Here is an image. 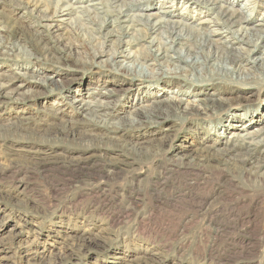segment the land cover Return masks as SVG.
Listing matches in <instances>:
<instances>
[{
	"label": "rangeland",
	"instance_id": "obj_1",
	"mask_svg": "<svg viewBox=\"0 0 264 264\" xmlns=\"http://www.w3.org/2000/svg\"><path fill=\"white\" fill-rule=\"evenodd\" d=\"M151 1L174 14L192 17L194 24L214 21L201 3L189 7L187 0ZM246 1L240 0L237 8L243 5L247 8L244 15L260 23L264 3L256 4L253 13L244 6ZM35 9L16 10L9 1L0 4L2 22L26 38L15 41L9 49L7 34L0 32V43L6 46L0 49V78L16 79L8 83L11 89L27 85L14 96L0 99V137L8 138L0 141V264H264V210H256L257 222L246 224L217 212V207L224 209L229 204L228 200L218 201L206 188L188 191L193 173L176 172L165 181L159 178L164 163L174 166L178 156L202 148V134L189 132L191 125L183 122L171 133L167 124L144 126L119 142L117 137L108 140L106 136L114 135H105L101 128L66 141L60 138L58 130L93 120L76 112L71 101L81 97L107 101L113 107L106 123L129 128L134 110L167 99L177 86L170 85L169 90L160 78L129 77L119 63L106 61V56L91 62L86 53L95 45L91 39L97 38L95 33L83 30L75 39L65 23H39L36 18L40 13ZM209 29L218 32L214 27ZM45 47H51L50 51L46 53ZM103 50L111 54L114 46L108 43ZM134 51L128 48L124 56ZM52 56L58 60H51ZM19 74L26 78L18 79ZM35 76L44 82L48 79L50 87L33 83L31 77ZM29 91L35 96L27 94ZM254 93L251 103L242 102L240 109L256 107L264 86H257ZM140 97L144 99L139 103ZM217 119L200 123L210 129ZM166 133L170 136L160 148L159 141ZM222 143L214 144L215 148H224ZM130 146L160 148L159 167L147 161L140 166L113 167L114 158L118 155L123 159L122 151ZM202 197L209 201L201 205ZM84 239L93 242L83 245Z\"/></svg>",
	"mask_w": 264,
	"mask_h": 264
},
{
	"label": "bare ground",
	"instance_id": "obj_2",
	"mask_svg": "<svg viewBox=\"0 0 264 264\" xmlns=\"http://www.w3.org/2000/svg\"><path fill=\"white\" fill-rule=\"evenodd\" d=\"M8 1L16 10L27 11L29 8L32 10L36 8L35 12L40 13L36 18L39 23L59 21L67 24L71 27L70 36L75 39L83 30L95 33L97 38L91 37L95 45L86 53L91 62L106 56V61H110L111 65L119 63L123 73L129 77L151 80L160 78L169 90L170 85L177 86L167 99L154 102L153 106L148 104L150 106L148 108L141 106L134 110L129 128L106 123L111 117L110 110L113 107L107 101L95 99V102L87 101L84 97L79 101H71V105H76L74 107L76 112L91 116L93 120L90 119L87 124L71 123V126L58 130L61 139L66 141L74 135L82 137L95 128H101L104 129L105 135H114L106 136L108 140L115 141L114 138L117 137L119 142L124 141L123 137L130 136L131 131L144 126L156 128L161 124H167L166 130L171 133L174 126L187 123L192 126V131L186 129L187 131L193 135L198 131L199 135L202 134L199 140L203 142L202 148L178 156L174 166L164 163L159 178L165 181L176 172L193 173L188 191L206 188L209 196L216 195L218 201H229L226 207L222 206L224 209L217 207V212L221 216L228 214L243 220L246 224L257 222L256 210H264V94L261 95L256 107L249 109L239 107L242 102L251 103L256 87L264 86V17L260 19V23H256L255 17L251 15L246 17L244 12H247V8H243V5L242 8H237L240 0H187L189 2H186V5L190 3L189 7L201 3L205 13L214 16L213 22L207 19L198 24H194L192 17L183 13L174 14V11H169L166 6L156 5L151 0H47L46 3L39 0H1L0 4H6ZM150 1L151 3H148ZM259 2L264 3V0H247L244 6H248L250 8L248 10L253 12V8ZM44 4L42 11L40 7ZM150 4L151 8H147ZM152 10L156 12H150ZM72 16L73 19H70ZM3 17L0 13V32L7 34L10 49L12 43L23 42L25 37L9 29L2 22ZM210 27H214L218 32L209 29ZM100 39H103V42ZM108 43L114 46L111 54L103 50ZM1 48H6L4 42L0 43ZM128 48L135 51L124 56ZM50 49L51 47L44 48L46 53ZM56 56L54 58L52 56L51 60L57 61ZM118 59L123 60L117 61ZM152 68L162 72L159 74ZM43 72L45 70L41 73ZM22 76L26 78V75L19 74L18 79L23 78ZM40 78L35 76L31 77V80L35 84L49 88L50 81L49 83L46 82L48 79L45 82L40 81ZM14 80L16 79L0 78V99L12 97L20 88L27 86L19 84L17 88L16 86L9 88L8 83ZM192 85L197 87L194 88ZM209 85L214 87L209 89ZM183 88L188 90L185 91ZM30 93L31 96H35L30 91L27 94ZM22 94L19 93L17 96ZM105 95L104 93L103 96ZM142 98L144 99L139 98V103L143 101ZM222 112H225V115H221ZM193 118L198 120L194 122ZM213 118H218V121L216 126L212 125L210 129L200 123L202 120ZM170 133H166L163 140L160 139V148L164 146ZM226 134L228 137L224 142ZM5 139L8 138L0 137V141ZM222 142L225 144L224 148L216 149L214 144ZM140 146L139 148L130 146L126 151H122L125 156L118 159L117 155L112 166L115 164L121 168L135 164L140 166L142 161H147L159 167L156 162L162 157L161 149L142 150ZM210 180L214 182L209 184ZM159 184L156 182V185ZM208 201V198H199L201 205ZM81 242L85 245L93 240L84 239Z\"/></svg>",
	"mask_w": 264,
	"mask_h": 264
}]
</instances>
